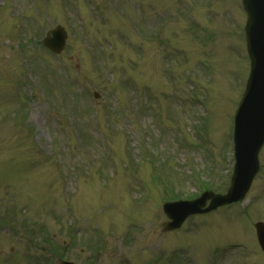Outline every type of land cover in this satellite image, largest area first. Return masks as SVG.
I'll return each mask as SVG.
<instances>
[{
  "label": "rangeland",
  "instance_id": "obj_1",
  "mask_svg": "<svg viewBox=\"0 0 264 264\" xmlns=\"http://www.w3.org/2000/svg\"><path fill=\"white\" fill-rule=\"evenodd\" d=\"M245 19L241 0H0V264H264V146L251 205L163 229L165 202L229 187Z\"/></svg>",
  "mask_w": 264,
  "mask_h": 264
},
{
  "label": "water",
  "instance_id": "obj_2",
  "mask_svg": "<svg viewBox=\"0 0 264 264\" xmlns=\"http://www.w3.org/2000/svg\"><path fill=\"white\" fill-rule=\"evenodd\" d=\"M242 3L247 14L245 33L251 72L235 115V166L230 187L226 195L206 192L194 201L165 204L163 210L171 219L165 225L166 230L177 229L189 215L208 213L219 206L240 200L259 170L258 153L264 144V0H242ZM65 39V31L57 27L50 31L43 43L58 54L64 48ZM207 200L209 205L203 209ZM254 227L264 252V224L259 222Z\"/></svg>",
  "mask_w": 264,
  "mask_h": 264
}]
</instances>
